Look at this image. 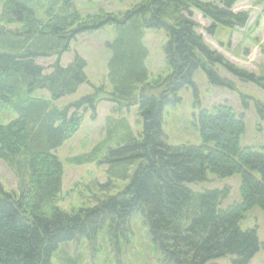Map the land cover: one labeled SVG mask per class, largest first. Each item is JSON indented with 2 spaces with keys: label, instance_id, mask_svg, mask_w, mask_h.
<instances>
[{
  "label": "trees",
  "instance_id": "16d2710c",
  "mask_svg": "<svg viewBox=\"0 0 264 264\" xmlns=\"http://www.w3.org/2000/svg\"><path fill=\"white\" fill-rule=\"evenodd\" d=\"M79 0H2L0 12V99L18 116L0 123V159L19 179V190L0 184V264H54L61 243L94 238L103 224L124 231L129 217L143 214L151 238L175 264H209L235 256L234 264H249L260 250L255 228L242 229L241 221L255 206L264 211V147L242 146L244 116L232 107L202 109L194 126L201 145H170L162 128L164 110L181 102L179 91L193 84L202 69L210 83L237 90L222 68L242 83L264 90V70L251 72L211 47L198 31L194 11L210 20L206 32L233 31L247 25L246 11L233 9L236 0H141L123 12L85 13ZM115 26L109 47L106 78L112 86L107 97L124 106H139L142 131L135 132L126 118L109 116L105 139L92 150L71 159L75 164L138 162L132 177L117 194L88 207H58L65 164L56 154L65 140L83 124L82 107L96 111L101 98L88 94L58 106L55 101L75 93L88 82L87 61L76 53L68 66L56 61L50 73L37 58L62 56L79 34ZM149 28L165 29V67L152 79L144 42ZM264 69V68H263ZM105 85L101 86L105 92ZM106 87V86H105ZM47 89L51 98L37 96ZM158 90V94H153ZM243 104L253 99L264 119V100L241 92ZM116 135L117 137H115ZM113 140V141H112ZM117 145L112 146L113 143ZM241 174L240 201L221 208L230 187L195 191L188 184Z\"/></svg>",
  "mask_w": 264,
  "mask_h": 264
},
{
  "label": "rangeland",
  "instance_id": "374dc122",
  "mask_svg": "<svg viewBox=\"0 0 264 264\" xmlns=\"http://www.w3.org/2000/svg\"><path fill=\"white\" fill-rule=\"evenodd\" d=\"M140 1L79 0L75 5L85 13H98L102 9L119 13L130 9ZM210 1L222 3V0ZM1 9L2 0H0V12ZM233 9L236 12L249 13V22L246 26L233 31L222 29L215 36L206 32L205 28L211 24L209 19L198 11H194L193 18L198 23V31L211 47L220 51L237 66L260 73L264 70V0H236ZM115 35V26L107 24L100 29L79 34L71 42L70 50L64 52L62 56L36 59L37 63L46 68V73L52 71V65L58 60L63 66H68L76 53L87 61L88 82L82 84L75 93L55 101L58 106H68L81 97L93 93H98L101 98L97 103L96 111L92 107L80 109L83 114V124L56 150V154L65 164V173L62 192L54 204L66 210L72 207L93 206L98 200L117 194L129 183L138 164L135 162L126 167L128 176H124L123 166L116 161L81 165L71 161L75 156L88 153L97 143L105 139L104 127L109 116L116 120L126 118L135 132L142 131V116L138 105L124 106L119 110V104L107 98L112 91V86L106 78L108 61L112 56L109 43L113 41ZM167 41L165 29H146L144 42L149 50L146 64L150 71V79L165 67L164 46ZM220 69L223 76L236 83L237 90L214 85L209 82L202 69L196 70L193 84L185 86L178 93L182 98L181 102L168 105L164 110L162 128L168 144L201 145L203 142L199 130L194 126L196 116L202 109L213 111L215 107L226 104L232 107L238 116H244L246 130L241 136V145L264 147V119L258 115L253 99H246L249 104L245 106L241 97V92H244L264 100V90L254 84L242 83ZM102 85L106 86H104L105 92L100 89ZM153 94H158V90ZM35 95L51 98L47 89H39ZM17 116L18 114L0 99V123L6 124ZM116 145L117 140L112 146L116 147ZM241 182V174L219 177L208 173L207 180L190 183L188 186L195 191L223 189L229 186L230 193L221 204V208H227L234 202L240 201ZM0 184L9 190L20 189L18 177L3 159H0ZM241 227L242 229L256 227L261 243L260 250L249 264H264V211L259 206L253 207L241 221ZM234 258L235 256L231 255L225 256L214 259L209 264H234ZM52 261L54 264H175L151 238L148 223L140 212H135L129 217L124 231H114L107 224H103L94 238L83 236L75 241L61 243L54 252Z\"/></svg>",
  "mask_w": 264,
  "mask_h": 264
}]
</instances>
